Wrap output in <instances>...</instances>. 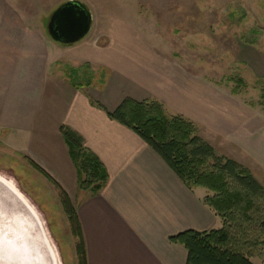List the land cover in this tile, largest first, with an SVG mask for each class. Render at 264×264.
Masks as SVG:
<instances>
[{
    "label": "crops",
    "instance_id": "crops-1",
    "mask_svg": "<svg viewBox=\"0 0 264 264\" xmlns=\"http://www.w3.org/2000/svg\"><path fill=\"white\" fill-rule=\"evenodd\" d=\"M21 16L14 0H0V134L25 164L36 163L69 194L88 264H186L187 250L170 238L221 228V218L205 204L209 192L188 188L157 152L105 109L115 110L126 98L156 99L202 125L205 133L199 134L205 140L215 148L228 147V157L246 166L253 154L259 157L261 151L264 158L262 114L162 70L150 50L134 46L128 35L113 46L103 47L99 37L88 36L64 45L49 34L22 33ZM103 68L107 75L97 85L67 74L87 69L95 75ZM62 127L77 133L106 167L109 181L98 194L80 188Z\"/></svg>",
    "mask_w": 264,
    "mask_h": 264
},
{
    "label": "rangeland",
    "instance_id": "rangeland-1",
    "mask_svg": "<svg viewBox=\"0 0 264 264\" xmlns=\"http://www.w3.org/2000/svg\"><path fill=\"white\" fill-rule=\"evenodd\" d=\"M67 1L14 0L22 13V33L48 35L49 18ZM81 1L93 14L87 38L99 37L100 45L105 47L128 35L134 46L150 50V57L162 70L195 80L202 88L212 87L214 93L229 96L230 104L237 101L261 113L264 123V0ZM67 74L72 80L97 85L104 81L107 70L103 68L95 75L87 69L68 70ZM164 106L168 114H174ZM197 125L204 134L202 125ZM215 149L228 157V147L218 145ZM259 154L246 158L244 166L264 184V158L261 151ZM20 156L0 134V178L11 184L37 215L53 264H79L78 238L73 234L60 191ZM252 260L264 264V247L256 249Z\"/></svg>",
    "mask_w": 264,
    "mask_h": 264
},
{
    "label": "trees",
    "instance_id": "trees-1",
    "mask_svg": "<svg viewBox=\"0 0 264 264\" xmlns=\"http://www.w3.org/2000/svg\"><path fill=\"white\" fill-rule=\"evenodd\" d=\"M105 111L138 134L188 188L208 190L205 204L221 218L222 226L205 232L187 230L170 238L187 250L186 264H256L252 257L258 247H264V185L253 172L235 159L219 155L199 134L197 123L168 114L158 100L126 98L115 110ZM61 131L77 163L80 188L98 194L109 181L106 167L84 147L77 133L68 127ZM29 162L60 191L78 238L79 264H88L83 229L69 194L40 166Z\"/></svg>",
    "mask_w": 264,
    "mask_h": 264
},
{
    "label": "water",
    "instance_id": "water-1",
    "mask_svg": "<svg viewBox=\"0 0 264 264\" xmlns=\"http://www.w3.org/2000/svg\"><path fill=\"white\" fill-rule=\"evenodd\" d=\"M92 27L93 14L81 0L61 4L47 23L50 37L64 45L85 39ZM0 264H53V254L37 215L3 178H0Z\"/></svg>",
    "mask_w": 264,
    "mask_h": 264
}]
</instances>
